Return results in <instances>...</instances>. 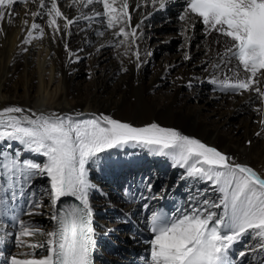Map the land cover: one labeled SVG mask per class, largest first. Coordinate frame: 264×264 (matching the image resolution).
Returning a JSON list of instances; mask_svg holds the SVG:
<instances>
[{
  "label": "snow or ice",
  "instance_id": "obj_1",
  "mask_svg": "<svg viewBox=\"0 0 264 264\" xmlns=\"http://www.w3.org/2000/svg\"><path fill=\"white\" fill-rule=\"evenodd\" d=\"M29 2L37 3L39 9L26 13L34 21L46 15L54 34H70L68 30L76 21L61 10L58 0H0V23L6 18L8 23H13L17 15L15 5ZM156 2L153 0L154 4ZM97 4L103 11L95 10L94 16L82 14L77 20L99 18L114 37H123L115 47L128 44L136 48L131 55L136 57L139 67L137 30L140 25H132L129 0H72L69 6L82 12L83 8ZM159 6L165 7V0H159ZM179 19L189 26L200 22L204 25L205 35L215 33L223 37L224 52L219 54V62L213 64L214 69L238 62L228 67L231 75L213 78L210 83L225 94L254 93L264 105V0H186ZM58 20H63L62 26ZM23 24L27 28L28 21L24 20ZM34 30H38V35L34 36ZM98 34L103 36L104 32ZM44 35V28L33 22L23 43L30 44ZM65 50L73 62L74 53L67 42ZM127 54L126 49L122 55ZM185 59H189L187 54ZM241 70L246 75L241 76ZM255 111L264 115V107ZM259 123L264 127V119ZM0 143H6L8 148L17 143L25 151L45 158L43 163L21 162L19 152L5 155L0 149V217L13 213L11 218L16 227L15 233L8 235H14L17 248L36 250L46 247L44 255L35 251L22 252L12 256L8 264H94L97 239L89 192L95 185L88 180L87 166L98 165L113 150L133 145L171 158L173 167L184 169L182 179L207 182L219 193L218 201L198 199L204 195L200 192L190 193L188 207L178 210V214L152 212L147 217L152 236L145 241L150 246L146 264H237V254L233 250L241 243L244 248L238 252V264H244L249 253H264V176L251 166L236 162L228 154L174 128L162 127L155 122L136 127L106 114H46L19 106H5L0 109ZM36 177H46L49 182V187L43 191L54 209L52 231L44 232L25 221L9 204L7 193L11 191L10 200L15 204L18 195L26 194L25 187L31 189ZM146 188L151 193L153 185L147 183ZM65 197L74 198L80 206L64 204L61 207ZM143 198L155 199V196ZM27 203L29 210L25 215L40 214L36 210L42 204L35 199ZM144 207L147 209L148 205ZM38 235L47 239L37 241ZM3 243L0 237V244Z\"/></svg>",
  "mask_w": 264,
  "mask_h": 264
},
{
  "label": "bare ground",
  "instance_id": "obj_2",
  "mask_svg": "<svg viewBox=\"0 0 264 264\" xmlns=\"http://www.w3.org/2000/svg\"><path fill=\"white\" fill-rule=\"evenodd\" d=\"M58 3L69 18L82 17V14L94 16L95 10L103 11L102 6L98 4L83 8L81 12L77 10V7L69 6L72 4V0H58ZM129 4L132 12V25H140L137 30L139 36L137 44L140 53L139 67H137L136 57L131 55V52L136 48L130 47L128 44L119 49L120 52L112 61L105 65L98 64L106 57L103 47L112 43L113 40L119 41L123 37H114L112 32L106 29V25L100 21L95 22L96 18L92 20L81 18L84 23L78 27V30L70 28L68 30L70 34L56 35L48 26L46 15L37 17L34 21L30 14H26L38 11L37 3L29 2L22 6L17 3L15 5L17 15L14 22L10 24L6 18L4 22L0 23V29H2V33H0V109L5 106H19L46 114L51 112L62 115L83 113L85 116L90 113L106 114L136 127L155 122L162 127L174 128L184 135L197 138L233 157L236 162L251 166L264 176V127L259 123L261 119H264V115L255 111L264 105L260 104L254 93L228 95L212 91L213 93H208L207 97H203L199 93L202 82H210L213 78L219 79L224 74H232L228 72V67L234 66L233 62L228 67L222 65L220 70L212 67L220 60L219 50L224 46L223 37L205 35L204 31L197 29L196 24L191 33L188 25L179 19L182 11L178 12L175 20L172 17L177 10L176 4L171 0H165L163 8H160L159 0L155 4L153 0H129ZM160 14L163 20H159ZM24 20L28 21L27 28L23 24ZM33 22L44 28L45 35L43 38L33 39L30 44H24L23 40L27 35V29ZM152 22L168 23L167 25L172 24L179 27L180 37L183 39H181V52L163 58L162 62L154 66V71L150 69L152 73L149 75L146 69L150 57L148 53L152 47H149L148 41H143V38L144 33L146 39L154 34L146 33L143 29L150 26ZM58 23L62 26L63 20H58ZM101 31L104 32L103 36L98 34ZM35 35H38V30H34ZM90 36L99 40L100 43L91 46L92 48L90 47L88 51L85 45L91 39ZM65 42H67L69 50L74 53L71 57L73 62H70L69 53L65 50ZM191 42L194 46L199 47L194 51H199L204 55L202 60L199 59L197 63L192 62L187 65V62H190V52L193 51L189 46ZM25 49L27 50L25 51ZM126 49L128 54L122 55ZM88 54L91 56L89 63L91 80L85 83L75 82L74 75L79 57ZM186 54L189 59H185ZM174 59L176 63L184 62L185 67L176 70L175 75L178 76V80L172 81V85L161 86L159 78L166 76L167 67ZM205 59H209V62L204 69L190 70V67L201 64ZM175 62L173 63L175 64ZM123 69H127V71ZM240 74L241 76L246 75L242 70ZM184 84L191 88L189 93L182 92L181 87ZM194 93L197 95L192 103L190 98L194 96ZM210 102L212 105H209ZM257 132H260L261 135L257 136ZM0 149H3L5 155H14L19 152L21 162L26 158L30 162L43 163L45 159L38 154L25 151L17 143H13L11 148H8L6 143H0ZM173 163L169 157L158 156L142 146L133 145L113 150L108 158L102 159L98 165L87 166L88 180L92 185H95L96 182L90 169L93 168L99 173H104V176L101 174L102 177L98 180L95 188L89 192L97 239L94 264H130L131 254L142 259L139 256L140 249L126 233L124 235L128 242L124 247L115 250L104 245L105 240L122 228L120 224L123 214L127 217H138L136 209L139 203L156 205L154 203L160 197H164L176 202L177 207L182 211L188 207L190 193L197 192L204 194L198 199L208 198L218 201L219 193L214 191L209 183L182 179L184 169L173 167ZM151 175L154 177L153 180L165 175L166 179H170V181L174 175H177L176 183L180 182V187L176 185L169 188L164 184L160 190L153 192V189L151 193L145 188L146 192L142 190L140 197L136 200L138 188L146 187ZM38 178L45 180L44 189L49 187L46 177H36L35 179ZM35 179L32 180L31 189L25 187L26 194L23 197L17 196L15 204L10 200L11 191H9L7 193L9 204L15 209V213L25 221L41 228L44 232L52 231L51 216L54 209L47 194H37ZM122 188L130 195V198L135 191L134 198L127 203L125 201L128 200V197L122 195ZM93 190L99 191L98 196L94 194ZM150 196H155V199L143 198ZM30 199H35L42 204V207L36 211L40 213L38 216L48 218L43 225H39L34 220L36 215L29 217L24 214L29 210L27 202ZM102 203L106 204L109 209L108 218L97 220L96 210ZM215 211L222 210L216 209ZM12 214L10 213L8 217H0V237L11 248L6 250L5 246L0 244V253H2L0 264H8L12 256H19L22 252L35 251L38 255L46 254V247L36 250L17 248L14 235H8V233L14 234L16 231V227L11 231L7 224V221L12 219ZM46 239L47 237L44 235L35 237V240L40 242ZM118 241L120 240L118 239ZM111 242L114 243L112 240ZM241 245L242 243L237 244L235 248H239ZM142 253L145 254V260L148 261L150 246ZM262 257H264V253H249L244 264H253V261L254 264H261ZM239 259L237 256V263Z\"/></svg>",
  "mask_w": 264,
  "mask_h": 264
},
{
  "label": "rangeland",
  "instance_id": "obj_3",
  "mask_svg": "<svg viewBox=\"0 0 264 264\" xmlns=\"http://www.w3.org/2000/svg\"><path fill=\"white\" fill-rule=\"evenodd\" d=\"M23 3H20V6H22ZM74 17H76L74 19ZM174 18V20L177 18L176 14L172 16ZM73 19L74 21H76L73 25L70 26V28L72 30H78L79 26L84 23V20L83 19H79L77 20V16H73ZM153 20H158V19H153ZM159 20H163V17H161ZM100 19L99 18H96V21L95 22H99ZM168 24V23H167ZM158 24L156 22H152L150 26H147V27H144V31L146 33L150 32L151 34H154L152 37H150L149 39H146L145 37V33H144V38H143V41H148V46L149 47H152L150 53V57H149V62L147 63L148 66H147V73L150 75L152 72L150 69H154V66L159 63V62H162L163 61V58L165 57H168V56H172V55H176V53H179L181 52V44H182V40L183 38L180 37V28L179 27H175L174 25L172 24ZM171 34V35H170ZM170 37V38H168ZM90 40L89 42L85 45V47H87L88 51L90 50V47L93 46V45H97L100 43L99 40H96L94 39L93 36H90ZM168 38V39H166ZM118 43V40L115 39L112 41V43H109L107 44L106 46L103 47V53L105 54V59L101 60L98 62L99 65H105L106 63L112 61L117 53L120 52V48H122L123 46L117 48L115 47V45ZM189 46L192 48V52H190V59L189 61L190 62H187V65L190 63H197L200 60H202L203 58V55L201 52L199 51H194L196 49H199V47L197 46H194L192 44V42L189 44ZM89 47V48H88ZM92 48V47H91ZM223 48H225L223 46ZM222 47H220V50H219V53H222ZM187 61V60H185ZM91 62V56L90 54L88 55H82L79 57V61H78V64L76 66V70H75V75H74V78H75V82H81V83H85V82H89L91 80V73L89 71V63ZM173 62H175V59L173 60ZM173 62H170V65L167 67V74L165 77H162V78H159V81L161 83V86H170L172 85V81H177L178 80V76L175 75V72L176 70H178L179 68H183L185 67V63L184 62H175V64ZM209 62V59H205L202 61L201 64H197L196 66L194 67H190V70L191 71H196V70H202L205 68V66L208 64ZM154 71V70H153ZM203 72V71H201ZM148 76V75H147ZM217 86L210 83V82H207V81H204L201 83L200 85V90H199V93L202 94L203 97H207L208 96V93L211 94V93H218V92H215V88ZM191 88H189L187 85H183L181 87V90L183 93H189ZM213 91V92H212ZM218 94H221V93H218ZM195 95H197V93H194V96L190 98L191 102L193 103V100H195ZM228 95H231V94H228ZM237 95V94H236ZM201 102V100H198V102ZM209 105H212V103L210 102ZM207 112V111H206ZM25 160H28L25 158ZM24 161V159H23ZM22 161V162H23ZM29 161V160H28ZM153 167V166H152ZM151 169V167H150ZM91 173L93 174V177H94V181L96 183H94L95 185H97V183L99 182L98 180L102 177V175L104 176V173H99L97 171H95V169L91 168ZM154 170V168H153ZM134 171V170H132ZM102 174V175H101ZM96 176V178H95ZM152 177L149 178V183H151L153 185V189L155 191L157 190H160L164 184H166L167 187L169 188H172L174 186H178L180 187V182L179 183H176V181L178 180V176L177 175H174L173 179L170 181V179H166V176H161L159 179L157 178V180H153L154 177L153 175H151ZM35 179V178H34ZM37 184H36V187H37V194L38 193H44V187L46 185V182L45 180H40V178L38 179H35ZM108 180V179H106ZM159 180V181H158ZM182 187V186H181ZM118 189V188H117ZM123 190V188H122ZM120 191V190H119ZM94 194H96L98 196V190H93ZM96 195H94V197H96ZM47 196V195H46ZM101 206H98L97 210H96V216H97V220H101V219H107L108 218V212H109V209L107 207L106 204L102 203V204H99ZM125 214H123L124 216ZM133 218V217H132ZM34 220L39 224V225H43L47 220L48 218L45 216H38L36 215V217L34 218ZM122 225V228L119 230V232H115V234L111 235L109 239L105 240V246L106 247H109L110 249H115V250H118L122 247H124L126 245V243L128 242L127 241V237L124 235V231L126 230L125 227L126 225L124 223L121 222ZM120 234L122 237L119 239L120 241H118L117 239V235ZM123 234V235H122ZM114 241V243L111 242ZM3 245L5 246L4 248H6V250H9L11 248H9L8 246V243H3ZM244 244L242 243L241 245V249L242 250L244 247ZM145 249H143L141 252H143ZM238 251V252H239ZM238 254V253H237ZM238 256V255H237ZM236 256V257H237ZM262 260H264V257H262Z\"/></svg>",
  "mask_w": 264,
  "mask_h": 264
}]
</instances>
